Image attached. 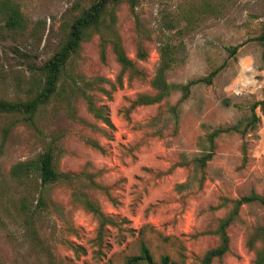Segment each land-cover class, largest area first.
Instances as JSON below:
<instances>
[{
  "label": "rangeland",
  "instance_id": "rangeland-1",
  "mask_svg": "<svg viewBox=\"0 0 264 264\" xmlns=\"http://www.w3.org/2000/svg\"><path fill=\"white\" fill-rule=\"evenodd\" d=\"M23 31L0 15V99L25 101L43 84L39 67L72 20L96 0H12ZM264 0H128L108 4L66 63L49 102L34 115L0 113V264H126L146 245L155 264H255L263 243ZM118 42L135 70L124 69ZM168 46L166 94L154 83ZM215 72L207 80L180 85ZM94 110H91V107ZM109 120V123L106 121ZM222 131L210 140L218 128ZM8 132L4 137V130ZM52 148L56 171L44 187L20 162ZM137 264H145L143 262Z\"/></svg>",
  "mask_w": 264,
  "mask_h": 264
},
{
  "label": "trees",
  "instance_id": "trees-1",
  "mask_svg": "<svg viewBox=\"0 0 264 264\" xmlns=\"http://www.w3.org/2000/svg\"><path fill=\"white\" fill-rule=\"evenodd\" d=\"M119 1L122 0H96L90 7L83 10L81 14L76 16L72 20L66 38L60 47L43 63V65L39 67V71L44 78L41 88L32 98L25 101L10 102L0 99V113L22 114L25 120H29V122L32 123L34 115L41 107L49 102L51 97L56 92L61 73L70 56L78 50L80 43L85 37L86 31L90 28L99 30L102 21V15L104 14L108 4ZM128 1L131 7H134L137 2V0ZM0 15L3 16V27L7 31H23L27 25L24 15L20 11L18 5L12 0H0ZM257 39L262 44L264 55V22L261 33L258 35ZM113 49L116 53L117 60L124 69L135 70L133 62L125 55L118 42L113 43ZM160 55L161 61L154 83L157 87L163 89V91L157 93L154 97L147 99L146 102L148 103L159 101L166 94L168 89V85L163 79V73L170 66L173 57L171 51L168 49V46H162L160 48ZM214 73L215 72L213 71L205 78L191 80L185 85H180V87L184 90L183 97L188 94L191 85L205 80L210 82ZM257 106L260 107L261 112L264 115V84L262 88V99L253 103L251 106V117L248 121L249 125H252L254 122L259 120V116L255 112ZM90 108L91 110H94L92 106ZM106 121L109 123V120L106 119ZM230 130L237 131L238 127L230 126L226 128L215 129L210 134V140L212 141L213 137L220 132ZM7 132L8 128L4 130V137L6 136ZM14 169L23 170L26 175L36 173L40 179L41 187L54 183L62 178H67V175L56 171L53 163L52 148L50 146H48L35 158L18 163L15 165ZM253 201L264 204V195H259L252 192L249 195L240 197L235 201V210L239 205ZM230 217L231 216L223 219L218 228L221 243L219 246L208 250L200 260L199 264H211L215 257H220L227 251L229 238L226 233V227L230 223ZM258 234L261 237L263 247L256 255L255 264H264V226L258 229ZM140 262L145 264H155L149 249L144 244L141 245L138 255L130 256L126 260V264H137ZM162 264H168L167 256L162 258Z\"/></svg>",
  "mask_w": 264,
  "mask_h": 264
}]
</instances>
